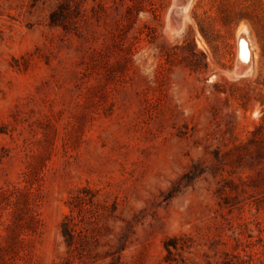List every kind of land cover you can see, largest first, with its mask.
Returning a JSON list of instances; mask_svg holds the SVG:
<instances>
[{
	"label": "rangeland",
	"instance_id": "1",
	"mask_svg": "<svg viewBox=\"0 0 264 264\" xmlns=\"http://www.w3.org/2000/svg\"><path fill=\"white\" fill-rule=\"evenodd\" d=\"M172 3L0 0V264H264V0Z\"/></svg>",
	"mask_w": 264,
	"mask_h": 264
},
{
	"label": "bare ground",
	"instance_id": "2",
	"mask_svg": "<svg viewBox=\"0 0 264 264\" xmlns=\"http://www.w3.org/2000/svg\"><path fill=\"white\" fill-rule=\"evenodd\" d=\"M193 0H174V5L171 8V13H173L174 21L171 22L174 26L177 25L178 28H181L185 21L188 20V10L191 6ZM172 16V14H171ZM168 20L170 17L168 16ZM167 23V22H166ZM172 25V26H173ZM173 28V27H172ZM176 28L174 27V31L171 30L169 32V37L174 35L173 32H176ZM179 31V30H178ZM175 36V35H174ZM253 45L249 39L248 32L244 28V26H239L236 32V71L237 75L242 72H249L253 66L254 54H253ZM242 71V72H241ZM249 73H246L247 75ZM232 76V75H231ZM234 76H236L234 74Z\"/></svg>",
	"mask_w": 264,
	"mask_h": 264
}]
</instances>
